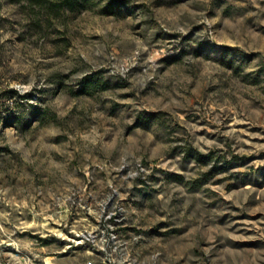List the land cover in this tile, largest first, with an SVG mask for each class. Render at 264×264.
<instances>
[{
	"label": "rangeland",
	"instance_id": "374dc122",
	"mask_svg": "<svg viewBox=\"0 0 264 264\" xmlns=\"http://www.w3.org/2000/svg\"><path fill=\"white\" fill-rule=\"evenodd\" d=\"M0 264H264V0H0Z\"/></svg>",
	"mask_w": 264,
	"mask_h": 264
}]
</instances>
